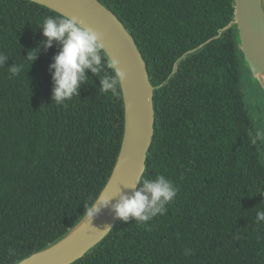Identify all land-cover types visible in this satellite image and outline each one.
I'll return each instance as SVG.
<instances>
[{"label":"trees","instance_id":"16d2710c","mask_svg":"<svg viewBox=\"0 0 264 264\" xmlns=\"http://www.w3.org/2000/svg\"><path fill=\"white\" fill-rule=\"evenodd\" d=\"M99 1L134 37L155 86L142 177L164 175L179 191L164 215L118 220L71 264H264V221L256 220L264 115L241 88L235 27L215 37L232 20L233 0ZM47 16L64 17L30 0H0V53L9 57L0 67V264L46 247L84 216L121 142L119 87L101 92L86 72L78 97L52 102L48 66L59 45L29 59ZM14 64L22 71L10 78Z\"/></svg>","mask_w":264,"mask_h":264},{"label":"water","instance_id":"95a60500","mask_svg":"<svg viewBox=\"0 0 264 264\" xmlns=\"http://www.w3.org/2000/svg\"><path fill=\"white\" fill-rule=\"evenodd\" d=\"M30 1L44 5L64 17L74 16L84 26L101 33L102 50L109 62L118 61V67L125 71L126 78L119 85L123 102V131L120 147L111 173L97 198L115 197L120 191H129L126 187L141 178L146 169V159L152 143L155 122L153 105L155 86L150 81L146 62L134 37L116 14L99 0ZM231 26L235 27L237 44L244 66L262 85L264 0H233L232 20L222 27L215 37ZM176 65L177 62L174 68ZM262 87L264 88L263 85ZM87 214L88 210L56 241L14 264H71L81 258L109 233L110 230H104L105 225L110 224L113 227L118 221L113 218L109 208H103L90 222Z\"/></svg>","mask_w":264,"mask_h":264},{"label":"clouds","instance_id":"9594fccd","mask_svg":"<svg viewBox=\"0 0 264 264\" xmlns=\"http://www.w3.org/2000/svg\"><path fill=\"white\" fill-rule=\"evenodd\" d=\"M39 26L44 39L37 49L29 51L33 52V55L29 57L31 62L37 59L41 47L46 51L53 47L54 43L59 45L58 51L48 66L52 80V102L60 105L74 96L78 97L81 86L90 78L86 72L99 78L101 92H116L120 83L126 78V73L118 67V61L113 60L105 64L101 33L84 26L74 16H47ZM8 59L7 55L0 53V67L5 66ZM8 68L10 78L19 75L22 71V66L16 64ZM101 73H103L102 76ZM126 189L129 191H120L115 197L97 198L88 209L89 222L103 208H109L114 219L125 223L129 220L138 223L149 222L154 217L167 212L168 205L175 200L179 191L174 182L164 175H157L155 178H138ZM256 220L264 221V211L256 213ZM111 229L110 224L105 225V231ZM183 254L190 256L192 250L186 248Z\"/></svg>","mask_w":264,"mask_h":264},{"label":"rangeland","instance_id":"374dc122","mask_svg":"<svg viewBox=\"0 0 264 264\" xmlns=\"http://www.w3.org/2000/svg\"><path fill=\"white\" fill-rule=\"evenodd\" d=\"M240 84L248 107L260 108L264 115V88L250 74L247 67L242 64Z\"/></svg>","mask_w":264,"mask_h":264},{"label":"bare ground","instance_id":"6f19581e","mask_svg":"<svg viewBox=\"0 0 264 264\" xmlns=\"http://www.w3.org/2000/svg\"><path fill=\"white\" fill-rule=\"evenodd\" d=\"M261 83H262V85L264 86V78H261Z\"/></svg>","mask_w":264,"mask_h":264}]
</instances>
